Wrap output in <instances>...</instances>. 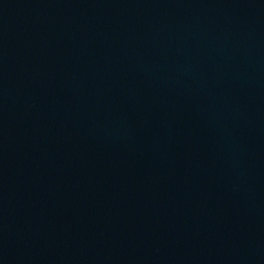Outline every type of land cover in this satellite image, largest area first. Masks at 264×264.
<instances>
[{"label":"water","instance_id":"95a60500","mask_svg":"<svg viewBox=\"0 0 264 264\" xmlns=\"http://www.w3.org/2000/svg\"><path fill=\"white\" fill-rule=\"evenodd\" d=\"M0 264H264V0H0Z\"/></svg>","mask_w":264,"mask_h":264}]
</instances>
